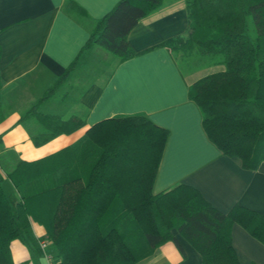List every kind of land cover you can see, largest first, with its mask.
Segmentation results:
<instances>
[{
    "label": "trees",
    "instance_id": "trees-1",
    "mask_svg": "<svg viewBox=\"0 0 264 264\" xmlns=\"http://www.w3.org/2000/svg\"><path fill=\"white\" fill-rule=\"evenodd\" d=\"M161 3L119 0L83 49L98 45L120 61L142 53L129 45L128 34ZM67 6L83 13L73 1ZM185 8V32L152 48L182 57L198 52L220 68L189 85L188 97L208 140L256 170L264 161V0H185ZM29 115L42 128L35 145L85 125L77 113L62 117L33 107ZM167 137V129L144 114L117 115L50 155L19 161L7 174L17 194L14 206L0 180V264H24L12 260L10 243L23 240L32 221L44 227L42 239L53 247L50 264H136L166 241L180 247L173 229L200 254L201 264H239L232 225L264 244V214L239 204L222 212L183 183L152 193Z\"/></svg>",
    "mask_w": 264,
    "mask_h": 264
},
{
    "label": "crops",
    "instance_id": "crops-1",
    "mask_svg": "<svg viewBox=\"0 0 264 264\" xmlns=\"http://www.w3.org/2000/svg\"><path fill=\"white\" fill-rule=\"evenodd\" d=\"M69 1L83 13L69 8ZM118 1L0 0V156L12 158L3 159L0 173L8 180L19 161L71 145L104 119L141 113L168 131L152 193L183 183L222 212L239 204L264 214V161L249 170L239 158L218 150L202 128L197 104L188 97L189 85L220 68L209 61L211 69L188 66L184 72L166 47L152 48L185 32V0H162L138 21L128 34L132 49L143 51L134 57L120 61L98 45L83 49L97 21ZM33 107L62 117L80 114L85 125L35 145L33 137L42 128L34 116H26ZM172 233L181 249L169 240L136 264H201L196 249L177 230ZM44 234V227L32 221L24 239L10 243L12 260L50 264L46 255L53 258L54 250ZM41 241L47 242L44 248ZM231 242L239 264H264V244L237 223Z\"/></svg>",
    "mask_w": 264,
    "mask_h": 264
},
{
    "label": "rangeland",
    "instance_id": "rangeland-1",
    "mask_svg": "<svg viewBox=\"0 0 264 264\" xmlns=\"http://www.w3.org/2000/svg\"><path fill=\"white\" fill-rule=\"evenodd\" d=\"M112 56H115V55L112 54ZM174 56L176 57L178 65L180 66V68L184 72H187L188 66L195 67V69L198 71H201L203 69H211V67L209 65H207V63L209 62L208 57L201 54V53L194 52V53H192L188 56H185V57H182L180 55V53H175ZM186 57L188 58L186 60H189L190 65L185 62L186 60H183ZM3 159H9L10 160L12 158H10L9 156H4V155L0 156V165H1V163H3L2 162ZM0 179H1V185L3 187L5 194L7 195L11 205L14 206V203L17 199V194H16V191H15L12 183L9 181V179L7 180L6 177L3 176L1 173H0ZM43 264H47V263L43 262Z\"/></svg>",
    "mask_w": 264,
    "mask_h": 264
},
{
    "label": "built area",
    "instance_id": "built-area-1",
    "mask_svg": "<svg viewBox=\"0 0 264 264\" xmlns=\"http://www.w3.org/2000/svg\"><path fill=\"white\" fill-rule=\"evenodd\" d=\"M40 245H41V247L44 248V247L47 245V242H46V241H41ZM46 257H47V259H48L49 261L52 260V257H51L50 255H46Z\"/></svg>",
    "mask_w": 264,
    "mask_h": 264
}]
</instances>
